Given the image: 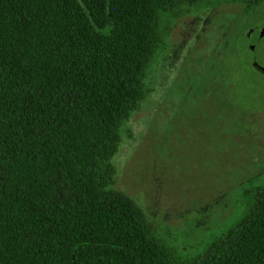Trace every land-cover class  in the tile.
<instances>
[{
  "label": "trees",
  "instance_id": "trees-1",
  "mask_svg": "<svg viewBox=\"0 0 264 264\" xmlns=\"http://www.w3.org/2000/svg\"><path fill=\"white\" fill-rule=\"evenodd\" d=\"M261 1L0 0V264H264V178L184 260L114 188L112 161L172 23Z\"/></svg>",
  "mask_w": 264,
  "mask_h": 264
},
{
  "label": "rangeland",
  "instance_id": "rangeland-1",
  "mask_svg": "<svg viewBox=\"0 0 264 264\" xmlns=\"http://www.w3.org/2000/svg\"><path fill=\"white\" fill-rule=\"evenodd\" d=\"M262 34L264 0L245 11L190 7L172 23L147 74L151 91L122 128L113 186L184 260L241 215L240 186L264 178V75L250 51Z\"/></svg>",
  "mask_w": 264,
  "mask_h": 264
},
{
  "label": "water",
  "instance_id": "water-1",
  "mask_svg": "<svg viewBox=\"0 0 264 264\" xmlns=\"http://www.w3.org/2000/svg\"><path fill=\"white\" fill-rule=\"evenodd\" d=\"M261 43H264V34L256 37L254 40H253V43L250 45V49L252 51V54H253V60H254V63L255 65H257L261 71L264 73V65L262 64V56H261V46L262 44Z\"/></svg>",
  "mask_w": 264,
  "mask_h": 264
},
{
  "label": "flooded vegetation",
  "instance_id": "flooded-vegetation-1",
  "mask_svg": "<svg viewBox=\"0 0 264 264\" xmlns=\"http://www.w3.org/2000/svg\"><path fill=\"white\" fill-rule=\"evenodd\" d=\"M253 65L255 66V68L257 69V71H258L259 73H261V74L264 75V73L261 71V69H260L257 65H255V63H253Z\"/></svg>",
  "mask_w": 264,
  "mask_h": 264
}]
</instances>
